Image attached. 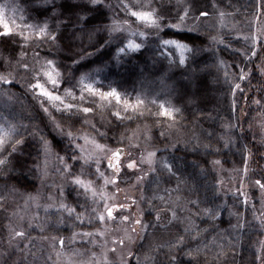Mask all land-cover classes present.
Wrapping results in <instances>:
<instances>
[{
    "label": "clouds",
    "instance_id": "obj_1",
    "mask_svg": "<svg viewBox=\"0 0 264 264\" xmlns=\"http://www.w3.org/2000/svg\"><path fill=\"white\" fill-rule=\"evenodd\" d=\"M216 2L0 0L10 27L4 35L0 26V264H63L53 237L67 240L71 234L62 227L78 228H69L72 221L58 222L59 214L45 215L47 206L60 201L81 206L84 194L77 178L97 184L105 172L100 165L108 153L95 145L111 150L122 141L145 176L136 210L127 224L119 221L115 239L98 252L91 244L72 247L73 264H94V257H106L107 264H128L129 259L132 264H264V203L245 216L236 199H221L227 194L213 189L205 167L210 152L232 154L236 144L252 149L249 133L258 145L264 141V100L242 110H251L247 121L233 115L229 85L237 73L229 67L226 80L220 64H238L239 57L213 42L218 34L214 14L197 18L202 3ZM220 6L243 17L237 23L246 27L255 0H223ZM185 9L191 15L180 29L172 27L181 23ZM141 13L151 20L141 19ZM166 41L186 46L184 63ZM261 89L264 77L256 87L259 97ZM109 91L132 102L140 97L142 111L129 114L114 99L96 94ZM161 104L175 109L171 119L159 115ZM137 114L154 123L143 125L147 136L133 146L125 133ZM226 135L232 148L223 143ZM146 149L153 152L151 165L141 159ZM123 191L131 195V189ZM30 198L39 209H25ZM224 203L235 215L224 212L213 219L208 212ZM169 206L183 214L172 223L163 220ZM157 212L163 226L154 223ZM5 219L26 238L13 240L8 230L5 235ZM138 219L141 225L134 222ZM33 228L43 235L32 237ZM25 241L31 247H20Z\"/></svg>",
    "mask_w": 264,
    "mask_h": 264
},
{
    "label": "snow or ice",
    "instance_id": "obj_2",
    "mask_svg": "<svg viewBox=\"0 0 264 264\" xmlns=\"http://www.w3.org/2000/svg\"><path fill=\"white\" fill-rule=\"evenodd\" d=\"M223 0H217L216 3H211L207 5V7H203L198 12L199 20H206L210 16V14L215 15V20L213 23V27L216 28V24H219V29H217V36L213 37V42L221 48H229L236 53L239 57V63H234L232 67L239 69L236 75L235 81L231 82L229 85V106L233 113L239 108V100L240 97L243 96L245 101L254 102L259 104L261 100H264V96H261L254 100L253 97L247 95L245 88L242 87L241 82L251 83V79L255 75V71H259L261 77H264V20L260 17L264 16V0H255L254 11L250 17H247L246 27L239 28L236 24H229V20L233 17V13L226 11L220 5ZM209 9H212L213 12L210 13ZM17 10L15 8L12 9L13 16L16 15ZM259 14V15H257ZM191 12L189 9H185L180 15L179 19L181 23H176L171 25L174 28L180 29L183 26V21H185ZM141 19L151 20V16L148 13H141ZM0 26L3 27V34L7 35L10 32V27L6 20V8L4 5H0ZM195 27V26H193ZM229 29L228 39H223L225 32H222L221 29ZM41 35H43V29H41ZM240 45L239 47H233V43ZM166 44L174 45L176 57L180 63H184L187 54L186 46L176 43L174 41H166ZM130 47H135L134 43H130ZM255 59H260V63L256 65L255 69L249 67L255 63ZM221 69H223L225 73V79H229V65L224 64L221 61L220 64ZM259 87V85L257 86ZM264 92V89H261ZM97 95H104L105 97H109L114 99L118 104L122 105L125 111L132 110V112H141L143 109V103L140 97H137L134 102L129 101L128 99L121 98L117 92L109 91L104 94L96 93ZM160 111L159 115L161 117L171 119L173 116V109L170 105L161 104L159 106ZM118 119L123 118L120 113L115 114ZM225 128H231L229 124L225 125ZM147 136L146 128L141 131L139 128L137 130H133L131 136H127V140L131 145H135L133 141H137L139 138ZM223 143L228 147H233V140L231 135H226L222 138ZM262 145H264V141H259ZM207 147V146H206ZM97 151L105 152L107 151V167L110 169V173L106 174V172L101 173V180L103 181L102 185L97 186V184H93L90 181H82L77 178L76 183L79 185L81 192L84 194V203L79 207H73L67 205L63 201H60L55 204H49L47 206V210L45 215L57 216L59 214V221L63 223L64 220L72 221V225H69V228H81L85 224L92 225L96 221H99L100 224L106 225L108 222H116V216L114 213L119 214L120 222L127 224L130 221L128 215H123V212L128 210L132 205L136 206V199H130V203H119L115 201V197L113 194L108 193L105 189L108 185H112L116 187L118 190V177H122V169L126 168L130 172L134 174L135 184L132 186L138 187L141 183L145 181V176L139 174L140 169L138 167L137 161L130 155L126 154L125 151L121 148H114L111 150H107L103 145H95ZM239 154L241 157V161L244 165L243 168H234L232 171L236 173V177L233 179L239 184V187H230L227 190L224 188V181L218 180L216 184H213V189L217 192H223L227 195H231L232 198L236 199L239 202V206L244 208L245 216L249 212H251L257 205L252 201V198L248 194V187L252 186L259 190L260 196L264 197V175H260L259 178L252 179V170L250 167V161L254 158L253 150L245 145L236 144L235 150L232 154ZM211 156H222L219 153H209ZM123 157V158H122ZM153 152L150 150H145L142 153L141 159L147 164L151 165L153 162ZM211 167L213 170H223L222 164L223 161L219 158L212 159L210 161ZM203 171V170H202ZM238 178V179H237ZM90 201V203H89ZM103 201V207H100L99 202ZM264 203V200L259 199V205ZM258 205V206H259ZM37 207L39 209L38 201L35 198H30L28 202H26L25 209L30 207ZM168 210L171 213V218L168 220L169 223H172L177 219V212L172 210L169 206ZM224 212H228L229 215H235V213L231 212L228 208V204H220L216 208L210 210L208 214L216 219L218 216L222 215ZM33 220L38 219V217H33ZM136 224L141 225V220H135ZM154 223L158 226L161 225V215L159 212L154 214ZM195 225L189 223V228H194ZM8 232L11 235L13 240L16 239H25L27 234L22 230H17L12 227L11 224L6 226ZM107 228L102 230H97L95 232L91 231H75L71 232V236L66 240L64 237L59 236L53 237V246L57 247L59 245V249L61 251L57 252V256H63L64 261L63 264H73L72 256L68 255V251L72 249V245H75L78 240L85 242L86 244H91L95 246L97 244L96 237H101L105 239V243L99 245V247L107 246ZM113 244L120 243L122 241H112ZM177 243H182L181 240H177ZM83 246V245H82ZM25 248H29V244H24ZM111 251H115V248L111 249ZM94 259V264H107V258L105 257L103 260ZM128 264H132L131 259H129Z\"/></svg>",
    "mask_w": 264,
    "mask_h": 264
},
{
    "label": "trees",
    "instance_id": "obj_3",
    "mask_svg": "<svg viewBox=\"0 0 264 264\" xmlns=\"http://www.w3.org/2000/svg\"><path fill=\"white\" fill-rule=\"evenodd\" d=\"M200 7L201 8L207 7V5L205 3H202L200 5ZM241 11H244V9H242ZM257 15H259V14H257ZM260 18H262V17H260ZM231 20L238 27L244 28V24L243 23H240V24L237 23L238 20H241V21L243 20V17L239 16V14L235 15L234 17H232ZM215 29H219V24H216V28ZM221 31L222 32H227V31H229V29L225 28V29H221ZM226 39H228V37H226ZM233 46L239 47L240 45H237L234 42L233 43ZM259 63H260V59H255V63L252 64V65H249V67L255 69L256 65L259 64ZM229 66L231 67V69L233 71H236V72L239 71V69H236L235 67H232L233 66V63H231V60H229ZM221 71H223V69H221ZM260 82H261V76L259 74V71H255V75L251 79V83L250 84L248 82H241V83H242V87L245 88L248 96L253 97V98L254 97L255 98H259L260 93H257L256 92V87L259 85ZM250 88H251V91H249ZM228 99L230 100V97ZM248 103H250V101L246 102L245 99H244V97L241 96L240 97V100H239V108H238V110L236 111V113L234 115H236L237 117L241 118L244 121H247V119L251 115V110L249 109L247 112L242 111V110L247 109ZM131 113H132V110H129V114H131ZM153 123H154V118H152V117H143V118H140L139 115L137 114V119L136 120H133V121H129L128 122V131L125 133V135L126 136H131L133 130H137L138 129L137 124L141 125V127L139 129L141 131H143V125L144 124L151 125ZM157 132H158V130H157ZM141 138H143V137L141 136ZM249 140L251 141V144L253 146L252 147V150H253V153L255 154L254 155V158L250 161V167H251V170H252V179H256V178H259L260 175H264V146L258 145L257 142H256V139H254L252 137L251 133H249ZM133 142L135 143L136 141H133ZM126 143H127V141H122L120 144L114 145L113 147H119V146H121V147L124 148V151H126V150H129V149H127L125 147ZM257 149H259V151H257ZM216 158H219V159H221L223 161L222 169L224 171H227V170L228 171H232L234 168H243L244 167V165H243V163L241 161V157H240V155L238 153L237 154H225V155H222V156H216V155L210 156L207 159V161H206L205 167L208 169V171H209V173L211 175L213 184H216L217 183V181L219 180V177H218L219 175L217 173V170H213L212 169L211 164H210V161L212 159H216ZM105 170H107V168H105ZM108 170H110V169H108ZM128 180H126L125 183H127ZM119 182H120V178L118 179V183ZM129 182H131V180H129ZM100 184H101L100 183V180H98L97 181V185H100ZM170 186L171 187H175V183H173ZM224 186L225 187L227 186L226 183H224ZM108 187L110 189H113L114 188L112 185H109ZM225 190H226V188H225ZM258 191L259 190L256 188V191L253 193V199H254L253 202L257 206L259 205V197H260V194H259V196L257 195L258 193H260ZM132 198L137 199L138 197L136 195L128 196L127 197V202H124V203H130V199H132ZM221 199L222 200L223 199H227L229 202H231L232 197L229 194V195H227L225 197H221ZM89 203H90V201H89ZM99 204H100V207L102 208L103 207V201H100ZM135 210H136V206L135 205H132L128 210H126V211L123 212V215H129V213H134ZM176 212L180 216L183 215L181 213V210H180L179 207L176 208ZM117 217H116V219H117ZM170 218H171V213L166 208L165 211L163 212V220H164V222H167ZM118 222L119 221L116 220L115 223L108 222L106 225H102V224H100L99 221H96L92 225L85 224L81 228H78L77 231H91V232H95L97 230H102L104 228H107L108 226H109V228H112ZM3 223H4V225H7L9 223V221L7 219H5L3 221ZM25 226H27L26 223H25ZM62 232L64 234H68V235L71 234L70 229H68L67 227H62ZM4 234L5 235L7 234V228L6 227L4 228ZM30 234L34 238L35 237H38L39 235H43L36 228L31 229L30 230ZM52 234L53 235H56L57 233H52ZM95 239L97 240V244L95 246L92 245V248H93V251H97L98 252L100 250L99 245H101L102 242H100L101 241L100 240V237H96ZM33 242H35V240H33ZM25 243H27V241H25ZM88 246H89V244H86L85 242L78 240L75 245H72L70 247L87 248ZM20 247H24V243H22L20 245ZM29 247H31V244H29ZM57 247H59V245H57ZM72 257L76 258L74 255Z\"/></svg>",
    "mask_w": 264,
    "mask_h": 264
},
{
    "label": "rangeland",
    "instance_id": "obj_4",
    "mask_svg": "<svg viewBox=\"0 0 264 264\" xmlns=\"http://www.w3.org/2000/svg\"><path fill=\"white\" fill-rule=\"evenodd\" d=\"M229 24L230 25L234 24L231 19L229 20ZM239 28H241V27H239ZM126 151H129V150H126ZM135 151H136V153L138 155L139 154V150L135 149ZM100 167H101L102 171L106 172V174H109L110 171H111V170H108L107 160L106 159L102 160ZM105 168H107V170H105ZM122 173H123L122 177H118V179L120 178V182L118 183L119 190L116 187H114L113 189H110L108 187L109 185L105 189L108 193L114 195L115 201L117 202V204L127 202V197L128 196H132V195H136V193L138 191V187H135V188L132 187V185L135 184L134 174L132 172H130L129 170H127L126 168L122 169ZM217 173L219 175L218 176L219 180L222 179L224 181V183H226L227 186L226 187L224 186L226 188V190L228 188H230V187H233V186L239 187V184L233 179L234 177H236V173H234L233 171L217 170ZM130 177L132 179H130ZM128 179L131 180V182H129ZM126 180H128L127 183H125ZM100 183H101L100 185H102L103 181L100 180ZM126 189H131V195H129L128 192L123 191V190H126ZM247 191H248L249 196L252 198V201H254L253 193L256 191V188L252 187V186H249ZM259 194L260 193H258L257 195L259 196ZM242 209H244V208L242 207ZM114 216H116V217L118 216L116 220L120 221L118 213H114ZM119 228H120V223L119 222L112 228H109V226L107 227L108 232L106 233V235H107V242L108 243H110L112 239H115L114 233H116ZM100 240H101L100 242H102V244L105 243V239L104 238L100 237ZM112 247H114V245H112ZM72 259L74 260L76 258L72 257Z\"/></svg>",
    "mask_w": 264,
    "mask_h": 264
},
{
    "label": "water",
    "instance_id": "obj_5",
    "mask_svg": "<svg viewBox=\"0 0 264 264\" xmlns=\"http://www.w3.org/2000/svg\"><path fill=\"white\" fill-rule=\"evenodd\" d=\"M118 148H121V149H123V150H124V148H123V147H121V146H119Z\"/></svg>",
    "mask_w": 264,
    "mask_h": 264
}]
</instances>
